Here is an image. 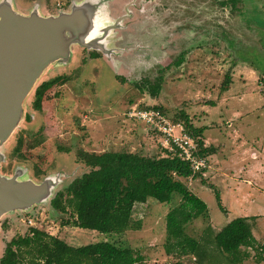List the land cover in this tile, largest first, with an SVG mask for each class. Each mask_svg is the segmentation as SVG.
I'll return each mask as SVG.
<instances>
[{
    "label": "rangeland",
    "instance_id": "374dc122",
    "mask_svg": "<svg viewBox=\"0 0 264 264\" xmlns=\"http://www.w3.org/2000/svg\"><path fill=\"white\" fill-rule=\"evenodd\" d=\"M12 1L22 13L38 6L43 14L50 15L58 13V8L69 11L81 0ZM105 1L109 18L120 20L119 27L107 36L105 48L109 51L100 50L103 54L95 59L89 55L93 48L75 45L72 62L53 65L43 74L36 87L61 74L67 80L47 92L43 109L36 116L32 108L36 87L30 93L25 102L27 118L0 146L5 155L0 175L19 174L21 179L37 181L55 176L59 182L54 197L89 170L77 160L78 150L161 154L159 136L148 131L143 122L127 116L134 105L158 106L182 123L179 115L185 112L195 127L205 128L208 139L224 141L219 162H224L233 147L236 152L239 147L246 148L248 159L255 158L251 153L264 149V0L228 4L223 0ZM180 58L178 65L175 61ZM227 74L232 81L224 90ZM156 80L161 82V89L154 94L149 86ZM19 136L23 138V157L14 153ZM235 154L227 157L228 166L240 161ZM38 172L42 174L38 176ZM205 178L214 185L221 180L220 173L185 180L208 206V217L201 215L188 225V233L197 239L212 219L237 217L229 201L228 214L220 209L214 190L203 182ZM200 187L202 190L196 191ZM179 202L176 194L169 203L149 199L136 204L134 216L142 220V228L112 234L63 224L72 218L70 211L56 210L50 201L16 210L0 220V257L13 238L36 227L73 246L108 240L134 248L144 258L139 264H170L176 258L165 250L166 215ZM259 232L264 240V231ZM249 250L243 264H264L258 262L255 249ZM182 261L199 264L194 255Z\"/></svg>",
    "mask_w": 264,
    "mask_h": 264
},
{
    "label": "trees",
    "instance_id": "16d2710c",
    "mask_svg": "<svg viewBox=\"0 0 264 264\" xmlns=\"http://www.w3.org/2000/svg\"><path fill=\"white\" fill-rule=\"evenodd\" d=\"M234 1L237 0H223L222 3ZM175 62L180 65L182 58ZM65 81L66 76L57 75L40 83L35 90L33 107L42 110L47 92ZM231 81L227 74L224 90L229 88ZM149 87L156 94L161 89V82L156 80ZM154 107L167 114L162 108ZM179 116L184 119L188 132L198 139L200 154L208 156L215 152L216 148L205 146L202 139L205 128L195 127L185 112ZM22 146L23 138L19 136L14 153L21 157ZM76 155L89 170L57 191L50 201L54 209L63 213L70 211L72 218L63 224L106 234L139 230L143 222L134 216L136 204L146 203L149 199L169 203L177 194L180 202L171 206L166 215L165 250L176 258L170 264H184L182 258L188 255H194L199 264L214 261L243 264L250 256L249 249H255L258 262L264 261V241L256 240L247 217H236L216 232L208 225L200 239L188 233L189 223L201 215L209 216L208 206L185 182L202 177L203 172H194L189 162L178 155L162 152L146 156L128 150L93 152L84 149L78 150ZM41 174L37 173L38 176ZM203 182L208 183L206 179ZM208 185L213 188L220 209L227 212L217 187L212 183ZM143 259L134 248L108 240L73 246L58 236L31 227L27 234L8 243L0 264H139Z\"/></svg>",
    "mask_w": 264,
    "mask_h": 264
},
{
    "label": "water",
    "instance_id": "95a60500",
    "mask_svg": "<svg viewBox=\"0 0 264 264\" xmlns=\"http://www.w3.org/2000/svg\"><path fill=\"white\" fill-rule=\"evenodd\" d=\"M107 8L105 0H81L69 11L45 15L38 6L22 13L12 0L0 2V146L26 117L25 102L51 66L70 63L75 45L105 50L107 36L120 24ZM4 158L0 148V166ZM58 182L52 175L40 181L0 175V220L51 201Z\"/></svg>",
    "mask_w": 264,
    "mask_h": 264
},
{
    "label": "crops",
    "instance_id": "0c3cea01",
    "mask_svg": "<svg viewBox=\"0 0 264 264\" xmlns=\"http://www.w3.org/2000/svg\"><path fill=\"white\" fill-rule=\"evenodd\" d=\"M36 115L38 114H35V116ZM204 132L202 139L205 146H214L216 149L215 152L206 156L208 159V166L204 169L203 174L205 177H208L211 174L216 175L220 173L221 180L220 182H215V185L220 192L223 205L227 210L226 214L230 212V209L226 205V202L229 201L235 210V215L237 217H247L252 224L254 237L258 242H263L264 240L260 237L259 230L262 229V231H264V149L262 148L261 150L253 152V154L251 153V155H255V158L252 159L251 157V159H248L246 156V148L239 147L236 152V150L234 151L236 147H233L234 149L229 152L228 156L224 157L225 163L222 159L221 162H219L223 154L224 141L220 139L215 140V138L210 136L208 139ZM234 136L236 137L235 134ZM210 139L214 140L215 143L211 142ZM239 140L240 138L237 139L238 142H240ZM258 152L260 155H256ZM231 153H236L235 156H237L240 161L235 159L234 162L237 160L236 163L228 166L227 163L229 159L227 157H229ZM213 157H216V160L212 161L211 159ZM226 167L227 171L224 170ZM239 176L245 179H239ZM205 179L208 183L214 184L212 180L210 181V179H213L212 177L210 179ZM217 179L218 178H216V180ZM208 183L205 184L208 185ZM190 190L195 192L194 189ZM200 190H202V187L198 188L196 191L200 192ZM231 220L228 218L219 220L212 219L211 226L216 232Z\"/></svg>",
    "mask_w": 264,
    "mask_h": 264
},
{
    "label": "built area",
    "instance_id": "2783aa9c",
    "mask_svg": "<svg viewBox=\"0 0 264 264\" xmlns=\"http://www.w3.org/2000/svg\"><path fill=\"white\" fill-rule=\"evenodd\" d=\"M127 116L143 122L146 129L159 136L165 155H178L189 162L194 172H203L208 166V159L199 152L198 139L190 134L184 123L173 120L168 114L154 106H132Z\"/></svg>",
    "mask_w": 264,
    "mask_h": 264
},
{
    "label": "flooded vegetation",
    "instance_id": "af4514ba",
    "mask_svg": "<svg viewBox=\"0 0 264 264\" xmlns=\"http://www.w3.org/2000/svg\"><path fill=\"white\" fill-rule=\"evenodd\" d=\"M60 11H65V10H63L62 8L61 9H59L58 8V13L60 12ZM58 13H56V14H58ZM119 27V24L115 27V28H118ZM105 46H106V44H105ZM105 46L103 45V47L105 48ZM83 48H85V49H87V47H84L83 46ZM94 50H92L93 52H91L89 55L91 56V58H98V57H100L104 52H107V51H109L107 48H105V50H101L103 53H101L100 52V50L99 49H96V48H93ZM99 50V51H98ZM111 50V49H110ZM112 51H110V53H111ZM61 75H63V74H61ZM55 77V76H54ZM66 80H67V77H66ZM66 82V81H65ZM65 82H63L62 84H65ZM42 83V82H41ZM61 84H59V86H60ZM56 86V85H55ZM37 88V87H36ZM36 88H35V90H36ZM52 89V88H51ZM50 89V90H51ZM45 99H46V97H45ZM43 104H44V101H43ZM32 108L34 109V111L37 113V114H39L42 110H37V109H35L34 107H33V101H32ZM27 118V117H26Z\"/></svg>",
    "mask_w": 264,
    "mask_h": 264
}]
</instances>
